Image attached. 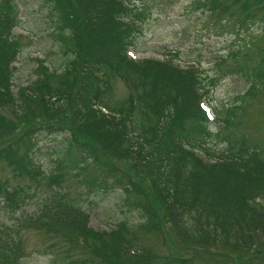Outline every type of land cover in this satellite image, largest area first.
<instances>
[{
    "label": "trees",
    "instance_id": "trees-1",
    "mask_svg": "<svg viewBox=\"0 0 264 264\" xmlns=\"http://www.w3.org/2000/svg\"><path fill=\"white\" fill-rule=\"evenodd\" d=\"M42 1L65 67L36 58L37 78L14 90L23 49L14 31L19 5L0 0V163L33 188L25 196L0 178V202L16 211L43 189L51 192L40 213L20 223L65 236L68 249L80 251L71 264H201L198 249L209 256L202 264L264 261V146L245 137H226L223 149L209 144L200 68L129 55L146 22L135 0ZM207 1L211 12L239 8L242 25L264 24V0ZM119 81L124 97L116 95ZM4 109L19 119L8 120ZM52 135L65 145L54 150L57 165L47 173L37 153L40 139ZM73 172L88 196L123 190L138 220L124 217L111 231L92 227L91 212L61 190ZM7 234L0 258L19 263L21 245ZM146 234L173 248L166 260L141 241Z\"/></svg>",
    "mask_w": 264,
    "mask_h": 264
},
{
    "label": "rangeland",
    "instance_id": "rangeland-1",
    "mask_svg": "<svg viewBox=\"0 0 264 264\" xmlns=\"http://www.w3.org/2000/svg\"><path fill=\"white\" fill-rule=\"evenodd\" d=\"M16 2L19 5V24L14 31L15 34L23 35V49L15 62L14 90L37 78L36 58L44 59L46 64L58 69H63L66 61L57 41L50 34L52 29L43 1ZM135 2L144 11L146 22L143 33L135 38V46L130 48L129 55L135 59L172 57L182 66L196 64L203 77L201 86L207 93L204 106L211 117L213 136L209 144L223 149L228 146L226 137H245L251 144L260 143L264 146L263 22L257 20L242 25L243 15L239 8L234 7L225 13L223 9L211 12L204 6L205 2L209 6L207 0ZM231 11L234 12L233 16ZM127 93L126 85L119 81L116 95L124 97ZM14 112L2 110L8 120L16 122L19 118ZM39 142L41 151L37 153V160L48 173L57 165L54 150L60 153L65 142L62 136L54 135L41 138ZM0 178H8L12 180V185L23 187L22 194L25 196L33 193V188L27 182L15 178L11 168L3 163H0ZM80 179L73 172L64 181V188L58 190L68 192L74 203L91 212L92 227L111 231L124 217L138 220V213L125 205L123 190H99L88 196L82 190ZM51 196V192L43 189L35 197L32 196L34 198L29 197L16 211L0 202V236L6 238L8 232L9 237H14L15 243H20L23 250L24 256L16 264H71L72 260L79 258L80 251L69 250V244L62 234L26 227L20 223L23 216L40 213L44 202L49 201ZM172 237L173 243L178 244L175 236ZM142 238V242L162 254V260H166L173 250L167 242L153 234L141 235ZM198 251L201 254H198L196 261L202 264L209 256L204 257L203 252L200 249ZM213 252L215 258L226 260L225 253ZM209 263L216 264V261L214 263L209 259ZM0 264L7 263L0 258ZM257 264H264V261Z\"/></svg>",
    "mask_w": 264,
    "mask_h": 264
}]
</instances>
